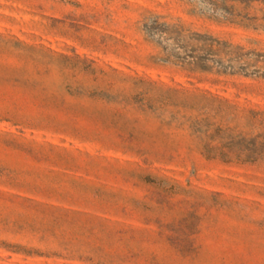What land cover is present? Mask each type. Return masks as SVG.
<instances>
[{"label":"rangeland","instance_id":"374dc122","mask_svg":"<svg viewBox=\"0 0 264 264\" xmlns=\"http://www.w3.org/2000/svg\"><path fill=\"white\" fill-rule=\"evenodd\" d=\"M0 264H264V0H0Z\"/></svg>","mask_w":264,"mask_h":264}]
</instances>
